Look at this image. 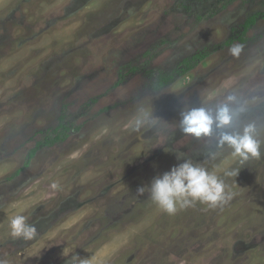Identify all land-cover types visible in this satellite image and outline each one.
I'll return each instance as SVG.
<instances>
[{"label":"rangeland","instance_id":"rangeland-1","mask_svg":"<svg viewBox=\"0 0 264 264\" xmlns=\"http://www.w3.org/2000/svg\"><path fill=\"white\" fill-rule=\"evenodd\" d=\"M78 1L0 0L3 264H264V146L242 163L220 130H179L182 111L227 104L225 130L255 124L264 143V0ZM141 108L155 128L133 129ZM176 153L231 200L162 211L147 186ZM16 215L39 223L14 258Z\"/></svg>","mask_w":264,"mask_h":264},{"label":"clouds","instance_id":"clouds-1","mask_svg":"<svg viewBox=\"0 0 264 264\" xmlns=\"http://www.w3.org/2000/svg\"><path fill=\"white\" fill-rule=\"evenodd\" d=\"M241 46L235 45L229 49L233 55H238ZM228 100L234 101L236 97L229 96ZM140 116L132 125L134 130L141 127L155 128L159 123V118L153 115L151 110L139 109ZM179 121V130L194 138L210 137L213 130H220L216 142L218 147L225 145L232 150V154L241 159V162L250 158H259L261 147L264 143L257 138L255 124H248L240 132L231 133L226 131L232 116L228 105H223L213 112L207 108H194L182 111ZM215 154H213L214 156ZM179 163L173 165L169 170L155 176L150 185L147 186V193L151 200L164 212L175 214L178 209L193 206L199 202L206 204L209 208L226 204L231 200L233 193L226 191V185L218 175L210 172L199 163L185 158L182 153H176ZM239 170L225 171V176H237ZM53 188L58 187L53 184ZM137 191L142 195L145 187H140ZM23 215L14 216L9 227L13 238L31 239L36 235L33 225L26 222ZM79 256H73L68 260V264H76ZM80 264H87L80 261Z\"/></svg>","mask_w":264,"mask_h":264},{"label":"flooded vegetation","instance_id":"flooded-vegetation-1","mask_svg":"<svg viewBox=\"0 0 264 264\" xmlns=\"http://www.w3.org/2000/svg\"><path fill=\"white\" fill-rule=\"evenodd\" d=\"M29 1V0H28ZM78 2H83L82 0H79ZM78 2H75L76 4L75 5H78L79 3ZM15 10H12L11 13H14ZM65 126V125H64ZM65 129V128H64ZM61 206H66L65 204L61 205ZM29 225H33L35 227V229L37 228V224L39 223V221H26ZM37 234V233H36ZM36 237V235L34 236ZM33 237V238H34ZM28 239V240H25V239H22V238H15L11 244H15V249L13 250V253H14V258L19 256L21 254V250H23L22 248H24V246L27 244V243H31V240L33 239ZM1 255V254H0ZM4 257H1L0 256V264H3L4 263ZM15 261V260H14ZM12 262H13V259H12ZM14 264V263H13ZM64 264V263H63Z\"/></svg>","mask_w":264,"mask_h":264},{"label":"trees","instance_id":"trees-1","mask_svg":"<svg viewBox=\"0 0 264 264\" xmlns=\"http://www.w3.org/2000/svg\"><path fill=\"white\" fill-rule=\"evenodd\" d=\"M253 21H254V18L252 17V18H250L249 20H247V21L243 24V31H244V32H245L246 28H248L249 25H250ZM185 68H186V69H189V68H190V63H187V65H186ZM184 71H185V69H184ZM182 72H183V71H182ZM163 78H164V77H163ZM166 79H167V77L165 76V79H164V80H166ZM60 127H64L62 123H60V124L58 125V127H55V128L51 131V132L55 133L56 136H55V137H53V136H49V137H47V140H45L46 143L55 142L57 138L60 139V137H61V131L59 130ZM40 143H41V142H39V144H40ZM35 150H36V148H33V149H31V151H29V154H28V157H27L28 159L34 154ZM28 159H27V160H28Z\"/></svg>","mask_w":264,"mask_h":264}]
</instances>
